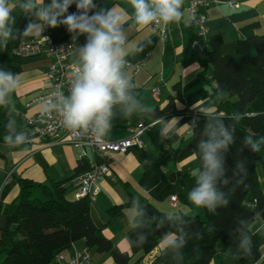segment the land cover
Masks as SVG:
<instances>
[{"label": "trees", "instance_id": "obj_1", "mask_svg": "<svg viewBox=\"0 0 264 264\" xmlns=\"http://www.w3.org/2000/svg\"><path fill=\"white\" fill-rule=\"evenodd\" d=\"M1 1V0H0ZM65 19L45 28L57 43L76 36L80 42L84 64L94 67L107 80L104 65L95 50L111 35L102 37L99 29L109 24L110 9L98 10L94 0H52ZM36 5L29 0L19 3L7 13L0 34V71L4 90L0 97V142L20 137L29 131L9 102L15 77L22 66L11 55L21 40L32 37L30 27L36 22ZM256 23L250 24V26ZM42 33V34H43ZM221 35L202 38L196 32L183 54V64L200 62V74L215 82L218 90L233 100L219 101L212 94L215 110L197 112L192 129V146L198 171H179V183L163 177L169 194L179 200L194 199L201 213H166L147 199H133L140 221L126 233L132 253L121 250L105 235L91 215L92 199L88 196L69 199L67 185L91 166L81 159L74 173L50 184L20 178V194L6 209L12 226L4 233V258L0 264H58L59 251L79 240L88 248L110 253L117 264H138L162 238L173 233L174 238L161 249L156 262L160 264H210L220 253L228 254L237 264H256L261 256L259 238L253 223L264 208L257 165L264 151V34L237 40L235 52L221 51ZM199 45L205 55L194 49ZM175 95L163 108L149 110L147 116L161 122L150 127L151 137L160 151L159 159L167 165L177 159L180 148L168 144L164 123L177 113L175 99L182 98L180 83ZM132 91H130L131 93ZM39 188L42 196H34ZM251 195L255 206L246 203ZM126 204L108 210V223ZM226 264V263H223Z\"/></svg>", "mask_w": 264, "mask_h": 264}, {"label": "crops", "instance_id": "obj_2", "mask_svg": "<svg viewBox=\"0 0 264 264\" xmlns=\"http://www.w3.org/2000/svg\"><path fill=\"white\" fill-rule=\"evenodd\" d=\"M36 7V22L30 27L32 37L41 35L45 25L64 21L60 7L52 0H29ZM150 0H94L98 10L110 9L112 15L109 24L99 29L102 37L109 39L95 50L96 56L108 66L107 80H103L94 67L87 65L84 73V87L93 92V100L101 101L116 88V82L130 78L127 96L111 107L107 126L101 128L108 140H120L131 135V129L161 122L147 116L149 110L163 109L175 95L174 86L180 83L182 98L175 99L177 113L164 123L163 131L168 144L179 147L180 153L173 162L163 165L159 159L160 151L152 140L150 126L141 133L142 143H135L127 152H95L90 146L77 147L70 143H56L41 138H30L28 132L16 139L0 142V262L4 258V233L12 226V218L6 212L8 206L20 194V178H29L38 183L50 184L53 180H62L74 173L81 159L90 166L108 164L110 171L99 178L100 191L92 200L91 215L94 222L102 227L106 236L111 238L121 250L132 253L126 237L127 231L137 224L141 216L132 206L133 199H147L160 210L172 213H201L197 202L190 196L179 200L177 204L169 201L165 177L170 182L179 183V171H198V163L192 146L190 114L215 110L212 94L221 102L231 100L224 91L218 90L215 82L200 73V62L184 65V51L191 44L196 29L191 25L185 8L176 10L170 22L168 37L164 40L156 33L144 13L150 9ZM213 3L208 16L206 36L221 35V51L228 55L235 52L237 40L264 34V0H218ZM19 0L0 1V34L7 20V13ZM237 3L235 7L233 4ZM256 23L253 26L250 24ZM69 62L84 64L81 48L72 52ZM22 70L15 77L9 102L24 122L22 116H32L47 107L46 102H34L26 106L33 97L42 94L48 87L47 71L54 61L48 55L18 58ZM135 65L142 63L134 74ZM159 87L157 96L153 89ZM4 90L3 75L0 71V97ZM130 91H132L130 93ZM228 95V96H226ZM25 123V122H24ZM261 167V168H260ZM260 186L264 196V151L263 161L257 165ZM80 188L71 182L67 185L66 196L78 198ZM33 195L41 197L39 188L33 189ZM255 199L249 195L246 203L255 206ZM126 204L108 223V210L115 205ZM253 229L259 238L262 256L256 264H264V208L253 223ZM174 234L162 238L159 244L138 264H160L156 262L161 249ZM87 247L84 240L72 243L59 251L64 262L72 260L75 249ZM91 253L90 264H117L110 253L98 252L88 248ZM221 254V253H220ZM220 254L216 257H220ZM134 256L129 264L136 260ZM215 257V258H216ZM215 258L210 264H218ZM226 263L221 261V264Z\"/></svg>", "mask_w": 264, "mask_h": 264}, {"label": "built area", "instance_id": "obj_3", "mask_svg": "<svg viewBox=\"0 0 264 264\" xmlns=\"http://www.w3.org/2000/svg\"><path fill=\"white\" fill-rule=\"evenodd\" d=\"M218 0H150L151 6L144 13L156 33L162 40L168 37L170 22L173 14L180 8L188 11L191 25L196 33L206 38L209 11L213 3ZM233 6L237 7L235 3ZM48 25H45L47 28ZM198 45V44H197ZM81 48L76 36L65 42H55L49 33L29 37L21 40L11 50L15 58L34 57L48 55L53 58L48 71V87L42 94L33 97L26 106L34 102H46L47 107L32 115L22 116L25 124L29 126L30 138H41L56 143H70L77 147L90 146L95 152H127L133 144L142 143L141 133L151 125H144L138 129H131V135L120 140H108L103 135L101 128L107 126V118L111 107L124 99L130 86V78L117 80L116 88L106 98L97 102L93 100V92L86 91L84 87V73L86 64H74L69 62V56L75 50ZM202 49V48H201ZM142 63L131 65L136 74L142 67ZM159 87L153 89V95L157 96ZM197 112L190 114V124L193 127L197 121ZM108 164H91V168L78 174L73 183L79 186L78 197L88 196L92 200L100 191L99 178L108 173ZM169 201L177 204L178 196L169 195ZM55 261L58 264H90L91 253L88 247L75 249L73 258L65 263L64 257L57 254Z\"/></svg>", "mask_w": 264, "mask_h": 264}, {"label": "rangeland", "instance_id": "obj_4", "mask_svg": "<svg viewBox=\"0 0 264 264\" xmlns=\"http://www.w3.org/2000/svg\"><path fill=\"white\" fill-rule=\"evenodd\" d=\"M21 58V57H19ZM228 96V95H226ZM235 99L234 97H231V100ZM261 168V167H260ZM188 214H199V213H196V212H188ZM215 260H217L218 264H221V261H224L226 262V264H237L228 254L226 253H221L220 254V257H216Z\"/></svg>", "mask_w": 264, "mask_h": 264}, {"label": "water", "instance_id": "obj_5", "mask_svg": "<svg viewBox=\"0 0 264 264\" xmlns=\"http://www.w3.org/2000/svg\"><path fill=\"white\" fill-rule=\"evenodd\" d=\"M194 49H195V51H196L197 53H199L201 56H204V55H205L204 51L201 49V47H200L199 45H195V46H194Z\"/></svg>", "mask_w": 264, "mask_h": 264}]
</instances>
